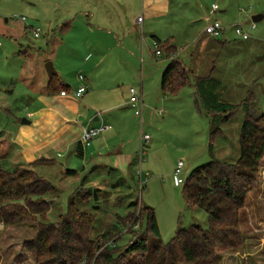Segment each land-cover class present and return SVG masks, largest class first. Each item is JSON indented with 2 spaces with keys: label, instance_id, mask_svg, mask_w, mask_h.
Listing matches in <instances>:
<instances>
[{
  "label": "rangeland",
  "instance_id": "obj_1",
  "mask_svg": "<svg viewBox=\"0 0 264 264\" xmlns=\"http://www.w3.org/2000/svg\"><path fill=\"white\" fill-rule=\"evenodd\" d=\"M173 1L174 6L181 12V23H185L186 29L194 35L197 29L192 27L195 23L189 21V14L193 15L194 12L190 13L185 8L189 7L190 3H200L198 0ZM213 3L217 4L218 8L215 19L226 27L229 41L223 46L221 61L209 62V66L216 65V74L223 81L219 97L235 106L232 113H226L231 117L221 122L217 119L215 122V126H220L221 130L213 140L214 145H209L210 115L202 103L194 80L176 94L162 91L160 79L169 59L156 54V42L148 33V25L145 24L143 33L140 31V40H143L146 55L150 58H144L145 62H142L139 49L136 55L133 54L135 60L126 63L127 68L123 69L120 65V70L116 71L112 78L109 100L103 93L96 94L98 104L91 110V114L101 113L106 123L112 124L110 133L115 135V143L107 150L101 151L102 155L94 160L91 157L94 155L89 152L86 159L73 157L68 163V151L53 149L49 153L52 159L46 161V164L24 165L36 170L53 184L64 186L49 194L53 203L47 222L60 221L62 214L67 210L69 200L73 199L81 209L95 215L96 220L91 229L93 238L107 229L113 232L112 234H117L123 230L118 216L133 211L135 207L130 203L138 200L139 203L155 209L164 242L172 239L179 227H189L193 223L208 227L207 211L187 204L184 184L175 181V168L179 161L183 160L184 176L187 177L194 168L213 159L234 162L240 155L239 138L247 113L242 102L249 98L253 101L252 109L255 114L264 113V17L257 21L253 19L254 15L264 13V0H203L200 6L211 8ZM141 5L142 0H134L131 15H134L135 21L138 20L136 10ZM198 5L195 12L199 8ZM80 6V0H0V78L7 79V84L14 80V83L8 86L0 83V123L4 125L6 136L10 130V120H15L4 110L8 102L12 103L13 108L25 106L26 102L24 105L22 100L31 96L26 93L28 88L37 92L36 96H52L48 91L46 76L40 75L46 71V62L42 63L43 70H39L42 69L43 59L52 61L61 79L71 85L69 94H73V90L85 81L78 75V63L74 60V53L63 46L67 40L75 43L76 37L83 41L86 38L82 29L85 22H88V17H85ZM68 11H73L71 17H68ZM24 16L26 19L22 20ZM253 22H256L255 28H251ZM238 23H242L250 31V39L244 40L235 32V24ZM34 28H39V36H35ZM174 28L178 31V26ZM170 38L171 35L164 32L161 39L166 42ZM183 38L184 32L181 31L177 44H183ZM187 40L190 41L191 37ZM173 44H176V41ZM26 48H29L30 54L28 51L25 53ZM38 55L43 57L38 59L40 67L37 66L36 60ZM197 55L201 56L202 51ZM185 60L190 58L186 57ZM131 87L137 89L143 101V117L135 113V107L130 103ZM7 88L9 90H6ZM11 90L13 94H10ZM75 101L81 103L80 100ZM107 104L111 105L107 107ZM160 109H164L165 113H160ZM99 122L94 121L96 125ZM141 132L151 136L150 141L145 142V154L142 158ZM100 135L103 133L97 136ZM87 149H94L95 154L98 152L95 146ZM112 149L123 150L134 157L129 167L121 165L128 173L123 175L121 171L124 169L120 170L121 167L116 165H103L114 164V156L118 152L114 151L109 155L106 153ZM5 158L7 159L0 158L1 165L15 166L12 157ZM18 159L22 161L21 157ZM72 168L77 170L81 177L90 178L89 181H100L94 184L97 189L96 197L89 188L90 193L86 188L83 189L84 185L70 174L68 169ZM66 177H71L70 181L73 180L69 188H65ZM135 227L122 231L117 240L119 246L132 239L131 231H134ZM38 228L37 221L19 222L11 226L3 224L0 228V264H34L35 257L24 243L35 236ZM138 229L140 231L139 226ZM240 230L243 243L237 247L223 249L218 256L220 263L264 264V157L258 172L257 186L247 194L245 206L240 210ZM82 264H86V260Z\"/></svg>",
  "mask_w": 264,
  "mask_h": 264
},
{
  "label": "trees",
  "instance_id": "obj_2",
  "mask_svg": "<svg viewBox=\"0 0 264 264\" xmlns=\"http://www.w3.org/2000/svg\"><path fill=\"white\" fill-rule=\"evenodd\" d=\"M155 42L167 55L174 56L177 47L170 40L163 42L155 37ZM193 73L179 58H171L161 76L162 91L178 93L191 83ZM197 85L210 115L209 145L213 146V140L221 130L215 122L231 117L226 113H232L235 106L219 97L215 92L217 85L207 88L200 80ZM48 89L55 94L70 90V86L54 74ZM242 104L247 113L241 127L237 160L213 159L194 168L184 183L187 204L207 211L208 227L198 223L179 227L175 236L164 242L155 209L134 200L130 203L134 210L118 216L123 230L137 226L131 231L133 237L127 244H117L123 230L112 234L107 229L93 238L91 229L95 215L81 209L73 199L69 200L60 221L47 222L53 203L49 194L57 186L36 170L21 164L9 168L0 164V223L11 226L37 221V233L24 243L35 257L34 264H82L84 260L86 264H221L218 256L223 249L243 243L240 210L245 206L247 194L257 186L264 157V113L255 114L253 101L249 98ZM3 143L0 140V149ZM89 190L95 195L97 189Z\"/></svg>",
  "mask_w": 264,
  "mask_h": 264
},
{
  "label": "crops",
  "instance_id": "obj_3",
  "mask_svg": "<svg viewBox=\"0 0 264 264\" xmlns=\"http://www.w3.org/2000/svg\"><path fill=\"white\" fill-rule=\"evenodd\" d=\"M202 1L198 0L199 5L190 3V6L185 8L190 13L194 12L193 15L189 14L191 17L189 21L195 23L192 28L196 27L197 29L193 35V33L186 29L185 23H181V12L174 6L175 2L173 0H142V5L136 10V13L138 14V18L143 16V24L139 23L138 20L135 21L134 15H131V10H134V0H80V9H83L81 11H84L85 17H88V22H85L86 24L82 29L86 38L83 41L78 40V37H76L77 41L75 43L67 40L63 46L65 45L69 52L74 53V60L78 63V75H85V81L73 90V94H69L71 85L64 81L70 86V90H68L66 95L57 92L52 94V96H36L37 92L35 93L28 88L26 93H30L31 96L27 100H22L23 104L26 102L25 106L20 105L13 108L12 103L8 102L4 110L10 116H13L15 120H10V130L7 136L3 128L4 125L2 122L0 123V140L4 141L0 149V158L7 159L5 157L10 156L15 161L13 165L34 164L35 166L38 163L46 164V161L51 160L52 156L49 155L51 150L54 149L56 151L61 149V151H68L67 157L70 159L67 162L69 163L73 157L82 160L86 159L89 152L94 155H91L93 157L92 160L97 159V156L102 155L101 151L110 148L115 143V135L110 133L113 129L112 124L106 123L101 113L91 114V110L98 104L96 94L103 93L109 100L108 93L112 89V78H114L115 72L120 70L118 69L120 65L123 69L127 68L126 63L135 60L133 54L136 55L139 49L141 50L142 62H145L144 58H150L149 55H146L143 40H140V31L143 33L145 24L148 25V33L154 38V41L155 37L161 39L164 32L171 35L170 40L172 39V44L176 41L177 50L174 56L167 55V53L162 55L169 59L168 63L173 57L179 58L187 69L193 70L192 81L194 80L196 88L198 87L197 82L200 80L207 88L214 84L217 85L215 92L219 94V89L223 87V81L216 74L218 70L216 65L210 67L209 62L221 61L223 46L229 41V36L227 30L225 31L224 38H215L205 32V26L210 21L209 13L211 8L201 7ZM196 5L199 8L195 12ZM217 11H215L211 19H215ZM72 13L73 11H68V17H71ZM174 26H178V31L180 32L176 31ZM36 30L34 28V32ZM181 31L184 32V43L177 44ZM189 37H191L190 41L187 40ZM250 37L244 38V40L250 39ZM20 44L23 45L22 43ZM0 45L2 46V42ZM29 48L25 49V53L28 51L30 54ZM200 50L203 56L197 55ZM47 53L48 51H46ZM186 57H189L190 60H185ZM40 58L43 57L38 55L36 58L38 67H40V61L38 60ZM47 61H49L48 58H45L41 64L43 62L47 63ZM207 65L209 68H206ZM41 68L39 70L42 71L43 64ZM44 69L46 71H43L40 75L46 76V80L49 82L51 76L48 73L46 64ZM35 71L37 70L35 69ZM56 74L61 79L59 73L57 72ZM7 81V79L0 78V83L4 85L8 86L10 83H14V80H11L9 84L6 83ZM83 84L87 85V90L83 96H75V91ZM6 90H9V88ZM10 92V94L14 93L12 90ZM49 93L51 94L50 91ZM76 99L80 100L81 103H76ZM110 105L107 104V107ZM160 110H162L163 114L165 113L164 109ZM24 117H27L31 122L23 123ZM94 121H100L99 124L104 121L110 128L103 132V135L95 137L91 145L87 146L81 141L82 131L87 125H99H96ZM93 145L95 146V150L98 151L96 154L93 153L94 149L90 151L87 149L88 147H94ZM114 151L118 152L114 156V164L103 163V165L121 167L124 164L126 168L129 167L134 157L130 153H125L123 150L118 149H112L111 152L107 151L106 153L109 155ZM19 157H21L22 161L18 159ZM6 165L5 167L7 168L11 167ZM126 168H120V170L124 169L121 171L123 175L128 173ZM68 171L74 178L80 181V184L84 185L83 189H96L94 187L96 185L94 184L100 182L98 179L89 181L91 180L90 178L81 177V174L73 168L68 169ZM66 178L67 181L65 180V182L67 186L65 188H69L73 184V180L70 181L71 177ZM59 187L64 186L63 184L57 186V189ZM2 226L3 224L0 225V228Z\"/></svg>",
  "mask_w": 264,
  "mask_h": 264
},
{
  "label": "built area",
  "instance_id": "obj_4",
  "mask_svg": "<svg viewBox=\"0 0 264 264\" xmlns=\"http://www.w3.org/2000/svg\"><path fill=\"white\" fill-rule=\"evenodd\" d=\"M217 4L213 3L211 9H210V21H208V23L205 26V32L207 34H209L212 37L215 38H224L225 36V31H226V27L223 26L218 20H213L211 19L212 15L215 13V11H217ZM26 17H23V20H25ZM139 23L143 24V16H140L138 18ZM256 27V22H253L251 25V28H255ZM235 32L239 35H241L243 38H249L251 33L250 31L242 24V23H238L235 24ZM39 29H37L35 31V35L38 36L39 35ZM1 44V41H0ZM156 54L157 55H163V50L160 47V45L156 46ZM79 77L81 79H85V75L83 74H79ZM87 90V85L83 84L81 85L76 91V95L78 97L83 96V94L85 93V91ZM67 90H61V94L62 95H66L67 94ZM141 102V104H140ZM130 103L135 107V113L138 116H142L143 114V101L140 99L139 94L137 92V89L135 87H131L130 88ZM139 105H141L139 107ZM160 113H162V110L159 111ZM110 126L108 124H106L104 121H102L98 126H94V125H87L86 127H84L83 131H82V135H81V141L89 146L91 145L92 141L95 139V137L97 135H99L100 133H103L107 130H109ZM151 139V136L147 133H143L141 132V148H140V156L142 158L143 154H145V142H148ZM184 161L180 160L179 163L177 164L175 171H174V177H175V181L178 184H184L186 181L185 175V171H184ZM142 171V169L140 170Z\"/></svg>",
  "mask_w": 264,
  "mask_h": 264
},
{
  "label": "water",
  "instance_id": "obj_5",
  "mask_svg": "<svg viewBox=\"0 0 264 264\" xmlns=\"http://www.w3.org/2000/svg\"><path fill=\"white\" fill-rule=\"evenodd\" d=\"M263 17H264V13L254 15L253 16V19H254V21H257V20H260ZM46 68H47L48 73H49L50 76H52V75H54V74L57 73V71L55 70V67H54V64H53L52 61H47ZM22 122L23 123H30L31 121L27 117H24L23 120H22Z\"/></svg>",
  "mask_w": 264,
  "mask_h": 264
}]
</instances>
